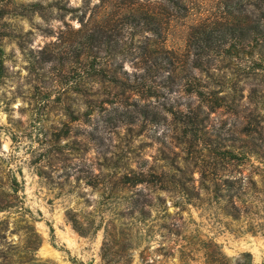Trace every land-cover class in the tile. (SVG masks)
<instances>
[{
	"label": "rangeland",
	"instance_id": "obj_1",
	"mask_svg": "<svg viewBox=\"0 0 264 264\" xmlns=\"http://www.w3.org/2000/svg\"><path fill=\"white\" fill-rule=\"evenodd\" d=\"M179 1L6 0L0 263L264 262V71H251L256 56L232 49L231 58L195 69L229 94L216 108L185 89L180 70V83L170 71L145 81L139 56L150 42L181 64L194 60L190 43L249 29L260 11L255 0L242 9L240 0ZM143 12L156 14L162 38L122 25ZM91 35L100 46L119 38L128 48L117 80L109 72L83 77L78 55ZM124 161L153 167L154 182L123 185ZM14 176L19 191L9 186ZM106 230L115 244L104 259Z\"/></svg>",
	"mask_w": 264,
	"mask_h": 264
},
{
	"label": "trees",
	"instance_id": "obj_2",
	"mask_svg": "<svg viewBox=\"0 0 264 264\" xmlns=\"http://www.w3.org/2000/svg\"><path fill=\"white\" fill-rule=\"evenodd\" d=\"M173 5H179V0H170ZM255 5L260 11V14L254 18L253 24L249 29L240 28L236 29L234 27H229L227 30L222 31L220 36L208 35L207 37H200L195 43H190L188 45V50L190 54L195 55L194 60L183 62L176 54L175 51L164 49L163 47H154V44L148 42L147 44L141 46L142 52L139 54L142 61L147 65L145 66V73L142 74L143 79L156 81L158 76L164 74L165 71H170L169 77L172 78V82L178 83L177 72L180 70L182 77L186 78L187 81L184 83L185 89L188 91H195L199 93L203 100L209 104L211 108H216L227 102L229 94L222 92L221 89H213L208 83H202V78L198 77L195 73V69H201L206 71L211 65L212 59L216 57L231 58L234 54L232 49H237L240 52H247L251 56H256V59L253 60L254 65L251 66V71L257 73L259 71H264V0H255ZM6 0H0V16L4 13V3ZM239 9H242L245 4L243 0L239 1ZM34 6H39L34 5ZM138 17L134 16L133 19L126 18L123 21V26L126 23L134 25L136 31L144 35L143 32L149 31L157 38H162L164 31L162 24L158 21L156 14L150 12H143ZM235 17V16H234ZM121 35V33H119ZM147 38H150L147 36ZM93 35L88 39L89 41L83 43L81 46V51L78 55V61L81 64V72L83 77H93L97 74H106L109 72L112 74L115 80H117V75L119 70L124 68V59L128 48L122 45L119 38H115L114 42H108L107 44L100 46L94 43ZM150 40V39H149ZM230 45V47L228 46ZM103 49L105 54L101 56L104 60L98 61L99 50ZM124 55L121 60L117 59L118 55ZM4 50L0 44V83L2 79L7 75V68L4 62ZM205 59V60H204ZM99 64V66H96ZM205 64L209 65L205 68ZM127 74V71H123ZM173 75V76H172ZM180 83V82H179ZM227 152H230L228 150ZM123 169V174L120 176L119 181L123 185L134 186L139 183H151L154 182V179L151 175L153 167L145 169L144 165H138L133 167L128 161H124L119 165ZM9 186L14 191H19L21 189L20 181L16 176L9 179ZM5 205L0 202V210H2ZM142 212L145 210L142 208ZM73 226L81 234L90 233V229L83 226L82 222L75 216L70 215ZM98 227L95 228L96 231ZM109 232L106 230L105 239L102 244V256L104 259H107L111 253L112 247L114 246V239L112 236H109ZM36 248V247H35ZM33 248V249H35ZM127 252L134 248L132 245H127ZM131 253H129L130 259ZM5 254L4 258H7ZM128 259L123 261L125 264H128ZM0 264H19L15 260L3 261ZM261 264H264L262 262Z\"/></svg>",
	"mask_w": 264,
	"mask_h": 264
}]
</instances>
